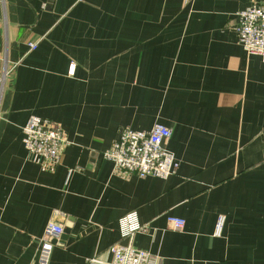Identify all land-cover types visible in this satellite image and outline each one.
Here are the masks:
<instances>
[{
	"label": "crops",
	"instance_id": "obj_1",
	"mask_svg": "<svg viewBox=\"0 0 264 264\" xmlns=\"http://www.w3.org/2000/svg\"><path fill=\"white\" fill-rule=\"evenodd\" d=\"M251 2L264 0H0V264H35L50 220L67 229L48 264L108 262L130 212L156 264H264V62L235 30ZM31 115L63 130L57 164L26 157ZM156 123L174 175L100 156Z\"/></svg>",
	"mask_w": 264,
	"mask_h": 264
},
{
	"label": "built area",
	"instance_id": "obj_2",
	"mask_svg": "<svg viewBox=\"0 0 264 264\" xmlns=\"http://www.w3.org/2000/svg\"><path fill=\"white\" fill-rule=\"evenodd\" d=\"M2 2V0H1ZM236 36L239 45L248 55H257L264 62V5H249L236 13ZM30 49L35 43L29 44ZM11 68L5 67L0 71V88L10 74ZM74 65L68 68L72 75ZM21 142L26 157L39 158L51 164L60 161L62 150L67 143L63 130L37 116H29L21 127ZM171 135L170 129L162 124H154L147 131H137L130 128L120 130L117 139L109 148L103 151L104 159L110 161L121 171L133 173L137 177H156L165 179L177 172L178 161L165 143ZM57 215V212H55ZM171 229L181 230L184 220L179 217L167 216ZM224 216L217 220L214 234H220ZM121 240L109 247L111 259L102 262L93 257L87 260L88 264H156L152 256L144 250L132 245L133 235L144 228L135 224V212H130L118 221ZM63 230L61 223L50 220L44 227L38 239V257L35 264H48L56 240Z\"/></svg>",
	"mask_w": 264,
	"mask_h": 264
},
{
	"label": "water",
	"instance_id": "obj_3",
	"mask_svg": "<svg viewBox=\"0 0 264 264\" xmlns=\"http://www.w3.org/2000/svg\"><path fill=\"white\" fill-rule=\"evenodd\" d=\"M252 4H256V5H264V3H257V2H251L249 5H252ZM249 5H247V6H249ZM247 6H246V7H247ZM100 156H102V155H100ZM66 229H67V228H65V229L62 230L61 235L59 236L58 240L55 241V243H56L57 241H62L61 239H63V235H64V232L66 231Z\"/></svg>",
	"mask_w": 264,
	"mask_h": 264
}]
</instances>
